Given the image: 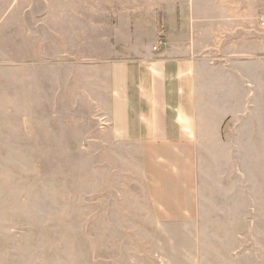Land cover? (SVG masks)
<instances>
[{
	"label": "crops",
	"instance_id": "0c3cea01",
	"mask_svg": "<svg viewBox=\"0 0 264 264\" xmlns=\"http://www.w3.org/2000/svg\"><path fill=\"white\" fill-rule=\"evenodd\" d=\"M48 19L97 68L105 141L166 230L154 258L245 257L246 211L264 212V0H0L20 40Z\"/></svg>",
	"mask_w": 264,
	"mask_h": 264
},
{
	"label": "rangeland",
	"instance_id": "374dc122",
	"mask_svg": "<svg viewBox=\"0 0 264 264\" xmlns=\"http://www.w3.org/2000/svg\"><path fill=\"white\" fill-rule=\"evenodd\" d=\"M3 29L0 264H165L153 254L157 242L168 244L158 240L166 230L149 220L135 161H122L121 148L100 129L97 68L83 65L81 50L60 49L50 19L21 40ZM240 246L245 257L241 251L220 264H264L262 210L246 211ZM214 260L174 257L170 264Z\"/></svg>",
	"mask_w": 264,
	"mask_h": 264
}]
</instances>
